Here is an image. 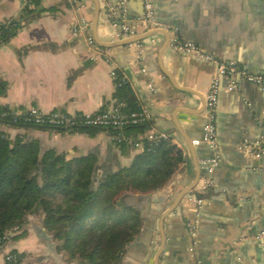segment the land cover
<instances>
[{"label": "crops", "instance_id": "crops-1", "mask_svg": "<svg viewBox=\"0 0 264 264\" xmlns=\"http://www.w3.org/2000/svg\"><path fill=\"white\" fill-rule=\"evenodd\" d=\"M99 2L101 42L121 40L120 25L111 13L122 2L133 19L127 21L135 35L146 32L147 26L140 24L141 0ZM152 2L158 28L170 37L164 55V35L114 49L95 42L90 47L92 0H41L28 7L34 11L33 18L25 16V0H0V27L19 24L17 32L0 45V108L92 115L116 104L112 72H122L129 79L132 95L151 115L152 129L175 134L174 144L185 158L159 190L117 197V210L137 214L140 220L139 232L118 264H264V154L245 150L246 145L264 146V90L241 76L242 72L264 74V0ZM84 22L88 32L75 35L73 29ZM184 43H194L226 65H234L238 71L234 87L230 89L229 79L217 65L180 52L178 47ZM214 80L218 84L217 147L195 146L194 160L175 122L192 141L203 138L206 116L195 114L202 109ZM6 132L11 139L21 136L36 141L42 152L54 150L67 160L96 157L100 179L129 167L143 152L142 148L122 151L103 131L88 135L8 128ZM214 158L216 165L208 163ZM198 172L202 177L196 189L166 218L164 250L157 260L162 243L160 217ZM125 194L139 197L138 206L124 208L120 198ZM28 218L20 232L23 235L7 245L24 264H56L50 246L64 264H90L68 260L60 251L61 242L45 229L40 210ZM4 255L0 250V264H4Z\"/></svg>", "mask_w": 264, "mask_h": 264}, {"label": "trees", "instance_id": "trees-1", "mask_svg": "<svg viewBox=\"0 0 264 264\" xmlns=\"http://www.w3.org/2000/svg\"><path fill=\"white\" fill-rule=\"evenodd\" d=\"M25 1V16L33 18L34 11L28 7L41 0ZM18 29V23L1 26L0 45ZM115 84L118 101L114 106L126 115L142 113L144 110L132 95L129 79L120 71H117ZM0 111L12 113L9 109L0 108ZM152 126V119L122 130L88 126L65 130L34 125L21 118L13 121L11 115L0 121V241L15 227L23 232L27 218L42 210L45 229L61 242L60 251L68 260L118 264L126 247L138 234L140 220L137 214L122 216V211L116 208L117 197L135 191L159 190L183 164L184 152L174 141L155 144L143 139L144 151L129 167L100 179L96 175V157L67 160L65 155L54 150L42 152L36 141L29 142L21 136L11 139L6 129L30 128L88 135L103 131L109 136L122 132L137 142ZM116 146L125 152L130 150L124 142ZM21 235L23 233L13 240ZM12 253L23 262L16 251Z\"/></svg>", "mask_w": 264, "mask_h": 264}, {"label": "built area", "instance_id": "built-area-1", "mask_svg": "<svg viewBox=\"0 0 264 264\" xmlns=\"http://www.w3.org/2000/svg\"><path fill=\"white\" fill-rule=\"evenodd\" d=\"M143 1L145 8V20L143 23L147 26V29H151L152 27L156 28L157 24L155 22V8L152 3V0ZM120 11L122 12L123 20H125L126 8L124 2L120 4ZM73 32L75 35L88 32L87 24L84 22L81 25L76 26L73 29ZM133 36H135L134 29L129 28L126 25H123L121 27L119 34L120 39H125ZM88 41L90 47L95 46L92 38H89ZM178 50L182 53L197 56L208 62L216 63L219 67L220 73L229 79L230 89L234 87V79L238 74V71L234 65H226L222 61H217L215 55L206 53L203 49L196 46L194 43H184L178 47ZM106 61L110 65H113V62L110 58H107ZM241 76L244 81L264 90V74L256 75L251 74L249 72H242ZM112 77L114 78V80L117 79V71L112 72ZM217 95L218 84L217 80H214L211 85L210 92L208 93L206 98L207 106L205 112L206 123L204 127V135L202 140H195L193 142L195 146L205 145L213 149L217 147V133L215 126L216 105L218 99ZM11 112L12 113L0 111V121H3L6 117L11 115V119L13 121H17L19 118H21L25 122L32 123L34 125H44L65 130H72L73 128L78 126H88L102 129L114 128L122 130L127 126L140 125L142 123L151 121L152 119L151 115L148 114L146 111H143L142 113H132L130 115H126L123 114L121 110L116 106H111L104 111H100L92 115L81 113L70 115L63 111H54L52 113L44 114L36 108H31L24 111L11 110ZM109 137L115 145L124 142L125 144H127L130 150L142 148L143 151L145 148L143 141H141L143 139L155 144L160 143L162 141H174L169 137L168 134L156 132L154 129H151L145 137H140L139 141L137 142L132 138L126 137L122 132H119L116 135H112ZM245 150L246 152H253L254 150V153L257 154V156L264 154L263 145H246ZM217 162L218 161L216 158L208 161V163H212L213 165H216ZM210 171L212 170L210 169ZM197 202L200 203V201ZM21 231V228L15 227L6 232L5 236L0 241V250H3L5 252L4 264H24L18 259V257L14 253H12V251L7 250V245L10 244L13 238L18 235Z\"/></svg>", "mask_w": 264, "mask_h": 264}, {"label": "water", "instance_id": "water-1", "mask_svg": "<svg viewBox=\"0 0 264 264\" xmlns=\"http://www.w3.org/2000/svg\"><path fill=\"white\" fill-rule=\"evenodd\" d=\"M92 1H93L94 5H95V13H94V19H93V24H92V29L91 30H92V33H93L92 39L94 40L96 45H98L99 47L104 48V49H114L116 47H124V46H128V45H131V44L142 43L145 40H147V39H149V38H151V37H153L155 35H164L166 37V43H165V45H164V47H163V49L161 51V55H164L166 53V51H167V49H168V47L170 45V37H169V35H168V33L166 31H163L162 29H159L158 26L156 28L152 27L151 29H147L146 32L144 34H142V35H137V36L135 35L133 37L121 39V40H119L117 42H114V43H103V42H101L99 40L98 34H97L99 20H100V14H101V5H100L99 0H92ZM141 1H142V5H143V8H144V1L143 0H141ZM113 14H115V15L113 16ZM111 17L116 18L118 20V23L120 25V29H121V27L123 25H126L129 28H132V26L130 25L129 22H131L133 19L129 16V13L126 10L125 18H126V21L128 19L129 22L127 21V23H125V21L123 20V17H122V12L120 11V6L117 7V10H114L113 13H111ZM144 20H145V8H144V13H143V15H142V17L140 19V22H141L140 24H142V22H144ZM183 54L187 55L188 57H191V58L197 59L199 61H202L204 63H211V64H214V65H217L214 62H208V61H206V60H204L202 58H199V57L191 55V54H187V53H183ZM216 60L220 61L217 57H216ZM164 73L167 76H169L168 73H166V72H164ZM131 81H132V79H131ZM133 82L136 83L134 81V79H133ZM179 89L182 90V91H186L188 93L195 94L194 91H192L191 89H188V88H184V89L179 88ZM206 98H207V96H206ZM206 98L202 102V109L197 111V113L195 115H200L202 113L205 114L206 106H207ZM188 113L189 114H193L191 112H188ZM175 125H176L178 133L183 137L192 159L195 160L196 159V148H195V145L193 143L195 140L192 141L191 139L187 138L185 136L183 130L180 129V127L178 126V124L176 122H175ZM169 137L172 140H174L176 135L175 134H172V135L169 134ZM196 164H198V163H196ZM208 167H209V165H208ZM201 177H202L201 173L198 172L196 177H195V179H194V181L178 195V197L175 199V201L172 203V205L166 211H164V213L161 215L159 232H160V236L162 237V243H161V248H160V250L158 252V255H157V260L160 259L161 255L163 254V250H164L163 249L164 248V240H165L164 225H165L166 218L176 211V209L181 205L182 201H184V199L186 197H188L189 195H191L193 193V191L196 189ZM139 201H140L139 197L134 196V195H130V194H125V195H123L120 198V203L126 209L137 207ZM49 249H50L52 258L56 261V264H64L62 262V259L60 257H58V255L56 254V252L54 250V247L50 246Z\"/></svg>", "mask_w": 264, "mask_h": 264}, {"label": "rangeland", "instance_id": "rangeland-1", "mask_svg": "<svg viewBox=\"0 0 264 264\" xmlns=\"http://www.w3.org/2000/svg\"><path fill=\"white\" fill-rule=\"evenodd\" d=\"M42 213H43V215H44V217H45V214H44V212L42 211V210H40ZM121 214H122V216H126V217H128V216H131V213H129V211H123L122 210V212H121ZM28 221H29V218H27V220H26V223H28ZM49 233V232H48ZM50 235H52L51 233H49Z\"/></svg>", "mask_w": 264, "mask_h": 264}]
</instances>
